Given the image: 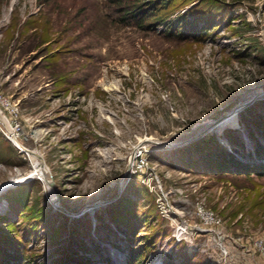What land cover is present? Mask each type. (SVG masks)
Masks as SVG:
<instances>
[{
    "label": "rangeland",
    "instance_id": "1",
    "mask_svg": "<svg viewBox=\"0 0 264 264\" xmlns=\"http://www.w3.org/2000/svg\"><path fill=\"white\" fill-rule=\"evenodd\" d=\"M224 1L204 5L264 53V0ZM166 21L122 24L106 0H0V186L43 168L35 151L52 181L42 169L0 190V245L13 253L21 238L25 264H128L138 243L137 264H264V175L218 173L214 154L202 158L211 142L191 144L214 135L258 160L264 58L223 23L177 41L160 31ZM198 205L221 225H206Z\"/></svg>",
    "mask_w": 264,
    "mask_h": 264
},
{
    "label": "trees",
    "instance_id": "2",
    "mask_svg": "<svg viewBox=\"0 0 264 264\" xmlns=\"http://www.w3.org/2000/svg\"><path fill=\"white\" fill-rule=\"evenodd\" d=\"M113 10L117 13V21L122 24L134 25L142 30H152L155 29L157 24H161L165 19L166 25L164 29L160 30L168 38H172L177 41L183 40H195L200 41L206 38L212 30H215L221 23L229 28V36H236L237 39L242 41L243 51L244 49L252 48L254 49V55L258 59L264 58V53L258 46L257 38L253 35H245L244 29L239 24H233L234 17L227 15L222 12H218L220 9H212L206 7L204 2L207 0H106ZM213 2L224 3V0H209ZM192 3L183 11H178L174 16H170L178 9L181 5H187ZM218 18V20H217ZM217 20V21H216ZM247 27H251L250 21L243 20L241 22ZM242 52V51H239ZM248 52L247 54H249ZM259 130L264 138V120L257 121ZM214 135H209L208 137H201L195 142L191 143L197 146L199 142L210 141L212 148L210 151H206L202 154V158L209 159L212 154L214 157L209 160V165H212L216 172L218 173H231L233 175H245L250 176L252 174L261 176L264 175V147L263 145L255 139L254 153L258 160L256 162L244 161L240 157L236 156L238 153L237 147L232 146V150L228 151L222 146L218 145ZM190 144V145H191ZM219 146V150H216ZM188 147V146H187ZM185 147V148H187ZM216 150V151H215ZM215 151V153H214ZM235 152V153H234ZM240 152V151H239ZM243 156L244 152L239 153ZM249 154V153H248ZM26 185H20L19 188H23ZM263 200H255L252 205L256 206ZM240 210V207L232 211L233 215ZM17 236V235H15ZM13 237V236H12ZM16 238V239H15ZM17 241L12 244L14 250L13 253H8L7 248L4 245H0V251L4 253L3 257L6 260L10 258H15L18 264H25L27 261V256L25 255V249L22 244V239L15 237ZM142 243H138L135 247V252L128 261V264H137L141 262L146 256L142 251ZM70 258V257H64ZM30 262V261H29ZM1 264V261H0ZM31 264H39L33 262ZM53 264H70L60 258L57 262ZM78 264H84L82 259H78ZM180 264H188L187 260H183Z\"/></svg>",
    "mask_w": 264,
    "mask_h": 264
},
{
    "label": "built area",
    "instance_id": "3",
    "mask_svg": "<svg viewBox=\"0 0 264 264\" xmlns=\"http://www.w3.org/2000/svg\"><path fill=\"white\" fill-rule=\"evenodd\" d=\"M19 130V125L18 123H15L12 129L8 132L7 136L9 138L14 137V131ZM142 149H138V154L136 156L141 157ZM198 213L201 215V217L204 220V223L206 225H221L222 219L215 214L212 210L206 209L205 207L198 205Z\"/></svg>",
    "mask_w": 264,
    "mask_h": 264
},
{
    "label": "water",
    "instance_id": "4",
    "mask_svg": "<svg viewBox=\"0 0 264 264\" xmlns=\"http://www.w3.org/2000/svg\"><path fill=\"white\" fill-rule=\"evenodd\" d=\"M158 144L163 145V146H165V145H174L173 143L166 142V141L158 142ZM15 145L18 146L21 150H23V148H21V146L19 144H16L15 143ZM35 153L41 159L42 165L47 169L46 164L44 163V159H43L42 155L40 153H38L37 151H35ZM32 178H33V176L30 175V176H25V177L20 178V179L10 180V181L4 183L2 186H0V190H2L3 188H6V187L14 186V185H17L19 183L28 181V180H30ZM49 179L51 180V174H50V172H49ZM49 179H48V183H49V185H52V181H49Z\"/></svg>",
    "mask_w": 264,
    "mask_h": 264
},
{
    "label": "bare ground",
    "instance_id": "5",
    "mask_svg": "<svg viewBox=\"0 0 264 264\" xmlns=\"http://www.w3.org/2000/svg\"><path fill=\"white\" fill-rule=\"evenodd\" d=\"M226 114L223 116V118H222V120H220V122H219V124H218V127H221L222 125H224V124H227L228 122H229V120L227 119L228 118V116H226ZM15 141H17V139L15 140ZM171 148V147H170ZM36 154V153H35ZM36 156H37V158L38 159H40L39 157H38V155L36 154ZM37 161V160H36ZM42 169H44V177H45V181H46V183L48 182V179H49V170L48 169H46L45 167H41L40 168V164H39V161H37L36 163H35V165H34V169L30 172V174H27V175H25V176H33V177H35V176H37V175H42ZM24 176V177H25ZM21 178H23V177H21ZM17 179H20V178H17ZM11 187V186H10ZM6 188H3L1 191H3V190H5ZM3 204H2V202L0 201V206H2Z\"/></svg>",
    "mask_w": 264,
    "mask_h": 264
}]
</instances>
